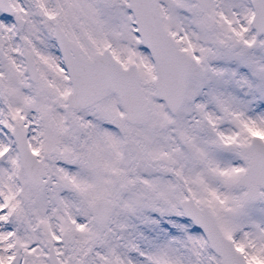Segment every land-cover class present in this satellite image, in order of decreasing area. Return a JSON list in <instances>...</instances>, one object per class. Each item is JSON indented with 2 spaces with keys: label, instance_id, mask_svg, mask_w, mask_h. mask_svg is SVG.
<instances>
[{
  "label": "snow or ice",
  "instance_id": "6c2138e0",
  "mask_svg": "<svg viewBox=\"0 0 264 264\" xmlns=\"http://www.w3.org/2000/svg\"><path fill=\"white\" fill-rule=\"evenodd\" d=\"M0 264H264V0H0Z\"/></svg>",
  "mask_w": 264,
  "mask_h": 264
}]
</instances>
